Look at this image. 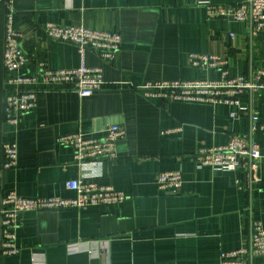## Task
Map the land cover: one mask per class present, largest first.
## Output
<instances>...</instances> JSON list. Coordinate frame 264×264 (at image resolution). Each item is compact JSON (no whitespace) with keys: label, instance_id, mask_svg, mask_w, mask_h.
<instances>
[{"label":"crops","instance_id":"1","mask_svg":"<svg viewBox=\"0 0 264 264\" xmlns=\"http://www.w3.org/2000/svg\"><path fill=\"white\" fill-rule=\"evenodd\" d=\"M248 0H210L239 6ZM200 0H9L2 23L12 17L30 65L16 75L82 65L73 43L49 39L44 27L84 28L121 39L114 61L92 49L84 64L101 68L105 85L90 98L40 89L37 107L9 124L0 112V146L18 148V165L0 178V193L26 199H74L67 183L79 179L74 151L63 136L101 138L119 126L118 159L95 168L96 182L128 195L119 205L85 210L25 213L18 217L16 256L0 264H220L221 255L250 245L253 229H264V131L251 133L255 113L264 126V91L240 97L242 110L224 104L165 101L144 87L162 82H218L222 70L193 68L191 55L215 56L230 77L264 68V30L251 37L248 23L209 19ZM3 34V33H2ZM8 75L1 74L2 78ZM247 110V111H245ZM236 112V118L231 113ZM249 136L258 145L257 165L233 172L199 169L200 150ZM180 172L176 193L162 191L157 176ZM249 264H264L253 258Z\"/></svg>","mask_w":264,"mask_h":264},{"label":"built area","instance_id":"2","mask_svg":"<svg viewBox=\"0 0 264 264\" xmlns=\"http://www.w3.org/2000/svg\"><path fill=\"white\" fill-rule=\"evenodd\" d=\"M9 0H0V112L9 124H16L18 118L37 107V97L41 90L51 92L59 86L73 92L80 98H90L105 85L101 68H89L84 64L88 49L97 51L106 61H114L119 53L121 39L117 35L91 31L84 28H62L53 24L45 25V35L54 41L73 43L80 49L82 65L73 70L50 71L44 62L38 65L36 72L16 75L22 68L30 65V58L21 48L22 36L12 27V17L2 23V7ZM200 7L206 10L209 19H225L248 23L251 37L264 30V0H248L239 6H215L210 0H200ZM3 33V34H2ZM189 64L193 68H213L222 70V80L218 82H162L144 87L147 97H156L165 101L224 104L242 110L240 97L245 93L256 94L264 91V68L254 70L251 75L230 77L224 70L225 62L215 56L191 55ZM7 74L5 78L1 74ZM243 111V110H242ZM247 111V110H245ZM237 113H231L236 118ZM252 119L251 133L264 131L255 113ZM126 132L119 126L105 130L101 138L88 137L77 133L58 139L62 147L74 151V163L80 168L78 180L67 183V188L76 193L74 199L58 197L26 199L16 192L0 193V257L19 254L16 242L17 220L25 213L61 211L65 209L85 210L101 206L119 205L129 197L112 187L96 182L98 174L95 168L103 160H117V144L123 141ZM261 158L258 145L249 136L233 137L226 146L200 150L196 155L199 169L211 168L214 171L233 172L239 168L257 165ZM18 165V148L9 142L0 146V178L6 171ZM157 185L162 191L176 193L183 185L180 172H165L157 176ZM248 247L223 253L220 264H249L253 258H264V229L256 225Z\"/></svg>","mask_w":264,"mask_h":264},{"label":"trees","instance_id":"3","mask_svg":"<svg viewBox=\"0 0 264 264\" xmlns=\"http://www.w3.org/2000/svg\"><path fill=\"white\" fill-rule=\"evenodd\" d=\"M2 18H3V16H2Z\"/></svg>","mask_w":264,"mask_h":264}]
</instances>
